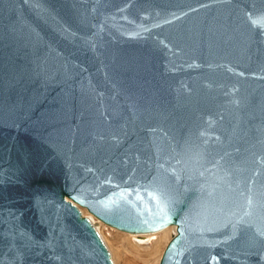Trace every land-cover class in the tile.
<instances>
[{
  "label": "water",
  "instance_id": "1",
  "mask_svg": "<svg viewBox=\"0 0 264 264\" xmlns=\"http://www.w3.org/2000/svg\"><path fill=\"white\" fill-rule=\"evenodd\" d=\"M98 221L264 264V0H0V264H114Z\"/></svg>",
  "mask_w": 264,
  "mask_h": 264
},
{
  "label": "rangeland",
  "instance_id": "2",
  "mask_svg": "<svg viewBox=\"0 0 264 264\" xmlns=\"http://www.w3.org/2000/svg\"><path fill=\"white\" fill-rule=\"evenodd\" d=\"M81 210L93 222L97 221L85 209L81 208ZM171 227L151 234L133 235L107 226L100 221L96 225L98 233L110 251L114 264H158L162 251L173 234ZM164 230L169 232L162 238L161 234Z\"/></svg>",
  "mask_w": 264,
  "mask_h": 264
},
{
  "label": "bare ground",
  "instance_id": "3",
  "mask_svg": "<svg viewBox=\"0 0 264 264\" xmlns=\"http://www.w3.org/2000/svg\"><path fill=\"white\" fill-rule=\"evenodd\" d=\"M160 231V230H159ZM167 232H169L168 230H164L163 232H162V234H161V237L163 238V237H165L166 236V234H167ZM171 232L172 233H174L175 232V228H174V226H172L171 227ZM154 233V232H153ZM129 234V233H128ZM146 234H151V233H146ZM133 235H144V234H133ZM171 235V234H170ZM168 237V236H167ZM166 237V238H167ZM171 237V236H170ZM140 242V241H139Z\"/></svg>",
  "mask_w": 264,
  "mask_h": 264
}]
</instances>
